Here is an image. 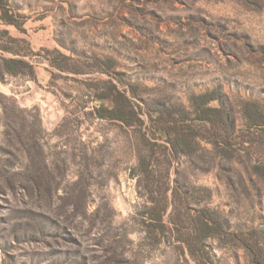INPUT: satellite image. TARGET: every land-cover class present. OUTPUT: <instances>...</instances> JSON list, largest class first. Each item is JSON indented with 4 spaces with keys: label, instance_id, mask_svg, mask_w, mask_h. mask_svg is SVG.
Listing matches in <instances>:
<instances>
[{
    "label": "rangeland",
    "instance_id": "374dc122",
    "mask_svg": "<svg viewBox=\"0 0 264 264\" xmlns=\"http://www.w3.org/2000/svg\"><path fill=\"white\" fill-rule=\"evenodd\" d=\"M3 1L0 264H263L264 0ZM213 90L231 148L151 139ZM117 91L141 122L99 116Z\"/></svg>",
    "mask_w": 264,
    "mask_h": 264
},
{
    "label": "trees",
    "instance_id": "16d2710c",
    "mask_svg": "<svg viewBox=\"0 0 264 264\" xmlns=\"http://www.w3.org/2000/svg\"><path fill=\"white\" fill-rule=\"evenodd\" d=\"M22 21H17L8 5L0 0L1 24L14 26L21 31ZM5 66L8 72L16 74V68L24 67L26 64L22 60L9 59L5 62ZM101 100L106 102V106L102 105L103 114L99 115L101 118L119 121L126 125H129L132 119L141 122L138 112H136L137 106L131 103L124 94L117 91L116 94L102 97ZM191 106V112L182 109L183 111L179 115H176L173 109L168 108L155 109L148 114L152 123L151 133H155L151 139L166 141L169 148L166 146L163 148L168 149L172 155L179 154L182 152L181 150L188 153L193 151L194 147L199 148L200 140L211 143L216 149L231 148V139L234 135L237 138L239 136L227 130L229 121L223 109L219 92L213 90L210 93L194 96ZM252 123V128L264 131V116L252 118ZM155 144V142L150 143L152 151L155 150ZM146 220L145 225L152 233L164 232L165 225L156 209L146 215ZM213 227L210 223L205 222L202 230L206 234H211Z\"/></svg>",
    "mask_w": 264,
    "mask_h": 264
}]
</instances>
